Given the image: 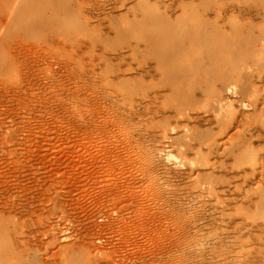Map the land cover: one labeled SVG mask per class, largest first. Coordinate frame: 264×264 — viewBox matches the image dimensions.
<instances>
[{"label": "rangeland", "instance_id": "1", "mask_svg": "<svg viewBox=\"0 0 264 264\" xmlns=\"http://www.w3.org/2000/svg\"><path fill=\"white\" fill-rule=\"evenodd\" d=\"M0 264H264V0H0Z\"/></svg>", "mask_w": 264, "mask_h": 264}]
</instances>
